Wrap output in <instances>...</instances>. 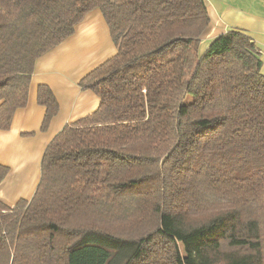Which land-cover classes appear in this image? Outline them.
I'll return each mask as SVG.
<instances>
[{"label":"trees","instance_id":"1","mask_svg":"<svg viewBox=\"0 0 264 264\" xmlns=\"http://www.w3.org/2000/svg\"><path fill=\"white\" fill-rule=\"evenodd\" d=\"M94 9L116 48L78 82L99 106L48 143L31 199L0 200V264H264L261 50L234 28L200 51L205 0H0V129ZM37 101L45 129L58 103Z\"/></svg>","mask_w":264,"mask_h":264},{"label":"crops","instance_id":"2","mask_svg":"<svg viewBox=\"0 0 264 264\" xmlns=\"http://www.w3.org/2000/svg\"><path fill=\"white\" fill-rule=\"evenodd\" d=\"M205 1L210 22L202 35L200 51L218 35L241 29L260 48L264 75V7L257 1L251 6L238 5L237 0H217L218 5ZM115 53L108 26L101 12L94 9L76 25L72 35L36 60L26 105L14 112L7 130L0 129V164L8 168L0 182L2 202L11 206L20 199H31L48 143L65 125L91 114L99 106L100 98L92 90L82 89L79 80ZM40 84L51 89L58 103L57 113L45 129V108L37 101Z\"/></svg>","mask_w":264,"mask_h":264},{"label":"rangeland","instance_id":"3","mask_svg":"<svg viewBox=\"0 0 264 264\" xmlns=\"http://www.w3.org/2000/svg\"><path fill=\"white\" fill-rule=\"evenodd\" d=\"M212 1H215V2H213L215 5H218V3H219V1H217V0H212ZM212 1H211V3H212ZM254 1H257L259 3L260 7H264V6H261L262 3H264V0H237V4L243 5V6L244 5L245 6H251L254 4ZM262 12H263V10H262Z\"/></svg>","mask_w":264,"mask_h":264}]
</instances>
